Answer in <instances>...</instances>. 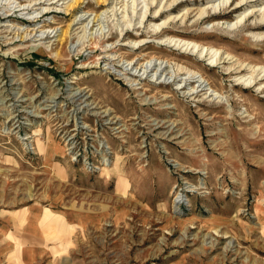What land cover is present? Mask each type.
Segmentation results:
<instances>
[{"label":"rangeland","instance_id":"374dc122","mask_svg":"<svg viewBox=\"0 0 264 264\" xmlns=\"http://www.w3.org/2000/svg\"><path fill=\"white\" fill-rule=\"evenodd\" d=\"M96 1L0 0V219L21 226L35 203L94 213L35 264H264V80L235 81L264 68V0L199 24L207 1L181 5L173 16L194 7L190 19L142 36L124 32L141 25L133 0ZM253 8L238 28L214 23ZM168 36L234 59L212 67ZM152 58L162 78L144 74ZM232 62L247 69L229 76ZM201 74L205 88L190 81Z\"/></svg>","mask_w":264,"mask_h":264},{"label":"bare ground","instance_id":"6f19581e","mask_svg":"<svg viewBox=\"0 0 264 264\" xmlns=\"http://www.w3.org/2000/svg\"><path fill=\"white\" fill-rule=\"evenodd\" d=\"M81 1L82 0H73V2L70 3L69 8H71V9H69V10L75 9L76 5H78V3H80ZM108 1L109 0H97L96 3L98 5H104ZM205 1H207L208 4L205 5L204 7L200 8V9H198V14H199V16H197V17H199L198 20H197V23L198 24L206 21L207 19H209L211 17H215V18L220 17L218 15L223 14L224 11H226L227 9H229L231 7V5H232L231 3L234 0H223L218 5H216L215 3H213V0H143L142 2H139V0H133V5H132V14H133V16H132V19L130 21H133V19L136 18V20H139L138 22L141 25L139 27L136 26V24H138V23H136V21H135L134 22V26L133 25L131 26V24L130 25L127 24L125 26V31L124 30H122V31L126 32L125 35H128V34L134 32L135 29H137L138 32H136V35L139 34V35L142 36V35H144V33H146L143 29L148 28V27H146V23H148V22L149 23L150 22H156V24H154V26H152L154 28V30H153L154 33H155L154 35H162L163 32L169 31L170 24L175 23V21H178L179 18H180V20L182 19L183 22L186 21V20H188V19H190L192 17V14L196 10V9H193L194 7H192V8H189L187 10L185 9L186 12L183 13V14L179 13L176 16H173L174 11L179 6L186 5V4L187 5H190V4L191 5H196L197 4L198 5V3H204ZM254 1L255 0H241L237 5H235V7H232V10H230L229 12L230 13L236 12L238 9H240L243 6L248 5L249 3H252ZM144 2L146 4L142 7L141 5ZM212 3H213V5H211ZM36 4H37V2H36ZM139 6H141L142 8L138 11ZM261 9H256V8H253V10H249L248 9L243 14H241V15L239 14V16H237L235 20H231V21L230 20H227L226 21V20L217 19L216 21H214V23L217 24V22H218L219 25L220 24H223V26L227 24L228 25L227 28L235 29V28H238L241 24H243V22L246 21L248 18H251L255 14H257L258 12H260ZM164 15H166V18L164 20L160 21V19H162ZM126 16H124V17H126ZM34 18H35V16H34ZM34 18H33V20H34ZM84 18H85V16L80 19V22L86 20V18L85 19ZM74 22H75V20L73 21V23ZM258 23L259 22H257V24ZM260 25H264V16L262 17V21H260V23H259L258 26H260ZM254 27L256 28V26H254ZM82 33H84V32H82ZM259 37H260V35H259ZM63 40H65V39H63ZM161 41H162L161 44H163V42L165 44L167 43L170 46H173V47H176L177 49L182 50L184 53H188V54L192 53V54L199 55V57H200L199 59H201V58H204V59L208 58V61L211 63L210 65L212 67L219 66V65H221L223 63H229L230 64V61L234 59V56H231L230 54H228V56H226V57H223L222 54L219 55L220 53H218V50L214 51V48H212V47L205 46V45H201V44H198L196 42H192V41H189V40H184V39L177 38V37H173V36L163 37V38H161ZM142 42H144V41H142ZM142 44L143 43H141L140 46ZM144 44H145V42H144ZM139 48H141V47H139ZM153 61H154V58L148 60L146 66H144L145 64L142 65V69L144 70V74L145 75L146 74L150 75L155 70H156V74L158 73V71L161 70L160 71V75L161 74H165L167 72L168 65H166V66L163 67V63L162 62H161L162 64H157V63H152ZM166 61L169 64L171 63V60H166ZM246 69L247 68H244V66L242 64L239 65L238 63H235L234 64V62H232V65L226 70L227 71L226 74L229 75V76H231L234 73L235 74L242 73ZM250 69H251L252 75L249 76L250 75L249 74L248 75L249 76L248 78H246V77L243 76V77H240V78L236 79L235 81H236L237 85H242V86H245L246 88L249 89L251 87L253 88V87L258 86L260 84V82L264 80V68L263 67H261V69L256 68V67H249V70ZM132 70H133V68H132ZM183 71L185 72V67H183L182 65H179L178 64L177 65V68L174 69L173 73H172V71H170L168 73V75H171V78L174 77V81H176V78L179 75H182V73H184ZM148 75H147V77H148ZM201 77H202V79L196 80L197 77L195 75H193V76H191L190 81L191 82H198V83H200L199 86H198V88H201V87H204L205 88L207 86V85H205V83H207L208 85H210L208 79L203 74H201ZM161 78H162V75H161ZM236 78H237V76H236ZM157 80H159V78ZM185 87H182L181 89H183ZM261 89L262 88L260 86L259 90H261ZM201 90H204V89H201ZM198 92L199 91H194L192 95L197 94ZM176 201H177V203H179V202L182 201V199H180V196L176 197Z\"/></svg>","mask_w":264,"mask_h":264},{"label":"crops","instance_id":"0c3cea01","mask_svg":"<svg viewBox=\"0 0 264 264\" xmlns=\"http://www.w3.org/2000/svg\"><path fill=\"white\" fill-rule=\"evenodd\" d=\"M47 209L50 208L39 203L20 209L28 216L24 218L21 226L12 224L7 218L0 219V258L17 253L21 255L24 264H35L46 250L51 251L53 247L65 245L78 227L84 229L93 222L94 213L77 208H69L59 213L50 209L55 213L54 217L61 220L52 218L47 222L44 220ZM105 216L103 210H100L96 212L95 218L102 222Z\"/></svg>","mask_w":264,"mask_h":264}]
</instances>
